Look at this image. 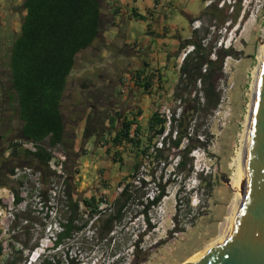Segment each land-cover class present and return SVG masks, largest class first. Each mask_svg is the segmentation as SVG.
<instances>
[{"label":"trees","instance_id":"obj_1","mask_svg":"<svg viewBox=\"0 0 264 264\" xmlns=\"http://www.w3.org/2000/svg\"><path fill=\"white\" fill-rule=\"evenodd\" d=\"M224 3V0L213 1L198 17L191 18L190 23L206 17L208 26L192 31L188 39L179 41V51L189 46L192 49L181 61L178 81L172 94L173 100L179 102L180 113L176 116L173 111L166 131V119L159 116L157 106L152 108L147 125L142 127L137 121L142 110L121 114L117 112L118 107L113 102L121 94L119 87L127 80L133 82L134 88L152 97L154 80L157 78V72L148 71V65L144 61L141 66L127 72L126 63L125 68L118 64V59L136 57L132 46L126 43L125 30L120 29L119 23L115 21L118 10H114L107 18L102 0H23L21 8L25 14L21 19L19 32L8 42V47L0 45V81L4 82L3 78L5 79L3 86L0 83V95L4 87L8 100L5 108L8 107L13 119L20 123L16 138L4 150L7 156H0V187L9 188L16 195V203L20 202L17 189L10 184L11 177L16 168L28 167L41 173L44 195L54 179V172L48 166L50 150L57 147L62 149L65 156V204L68 211L65 223L60 224L62 230L56 234L55 246L82 232L85 227L98 231L99 215L104 210L99 209V204L107 206L106 200L98 198L96 194L83 198L76 192L73 177L78 173L79 154L75 151L73 123L83 121L82 139L93 137L99 148L108 146L106 152L110 154L114 164L122 161L119 149L132 152L144 162L151 157V150L157 161L165 159L163 152L167 151L177 160V170L182 171L188 166V172H191L187 158L199 148L192 145L196 120L202 112L213 111L219 105L221 91L218 83L222 78L224 59L232 56L228 48L216 49L215 46L219 38L218 32L225 29L227 23L236 24L240 15L238 10L228 15L229 6ZM133 17L137 21L145 20V16L138 13H134ZM114 28L118 30L107 42L103 33ZM83 52L92 53L96 58L93 60H100V63L105 60L102 56L105 52L107 58L103 62L108 66H103L105 63L98 64L76 80L74 91L77 100L74 104L79 108L77 112L70 111L66 117L64 100L68 81L74 77L78 55ZM156 87V93L165 92L160 81ZM117 121L120 122L118 128L115 127ZM164 133L166 134L162 137ZM160 137L161 147L158 148L152 141ZM143 138L148 142L147 145L143 143ZM184 141L186 146L182 147ZM22 142L35 145V151L23 149ZM167 143L170 145L162 149ZM138 166L133 167L134 173ZM131 177L134 178L135 175ZM139 183L145 185L143 179H139ZM122 185L124 187L118 197L105 209L113 210L103 227H100L106 236L112 232L116 223L122 221L123 211L136 191L133 183L120 182L117 188ZM162 196L161 189L153 201L146 198L143 214L146 215L154 208ZM45 201L47 202V198ZM84 215L89 225L88 222L78 224ZM146 221L148 222V218ZM1 250L0 246V252Z\"/></svg>","mask_w":264,"mask_h":264},{"label":"rangeland","instance_id":"obj_2","mask_svg":"<svg viewBox=\"0 0 264 264\" xmlns=\"http://www.w3.org/2000/svg\"><path fill=\"white\" fill-rule=\"evenodd\" d=\"M183 1L186 8L184 12L196 15L201 6L200 0ZM213 1L216 0L203 1V9ZM224 2L225 6H229L228 15L234 14L237 10L240 15L236 24L227 23L225 29L218 32L216 49L228 48L232 56L224 59L222 78L218 83V89L221 91L219 105L213 111L202 112L196 120L192 145H197L199 148L188 155L187 161L191 165V172H188V166L182 171L177 170L176 160L171 152L167 151L163 152L165 159L160 158L157 161L151 150V157L144 162L137 159L132 152L128 153L125 149H119L122 161L114 164L112 157L106 152L108 146L99 148L95 145L93 137L82 139L84 122L73 123L76 135L75 151L79 154L78 173L73 177L76 192L83 198L96 194L98 198L106 200L107 206L102 207L103 213L99 215L98 231L85 227L82 232L64 240L61 245L51 248L48 253L55 255L60 264H71V262L73 264H181L198 255L207 244L218 237L220 226L234 193L229 186L234 173V167L230 164L240 148L241 136L245 128L244 122L251 109L254 93L252 84L255 82L254 73L259 65V50L264 34V0H224ZM181 13L179 10H171L169 24L185 37L189 32L190 23ZM198 21L199 29L202 26H208L206 17ZM144 32V28H136L130 36L143 45L146 41H150ZM190 32H192L191 29ZM127 33H125L126 37ZM191 49L189 46L175 52L177 68L169 70L170 82L163 86L166 93L161 92L162 94L156 101H151V108L157 106L159 109L163 106L171 112L180 111L179 102L173 100L172 94L178 81V69L183 55ZM106 58L105 53V60L100 63V60L98 62L93 60L96 58L90 52L78 55L73 72L74 77L69 79L65 93L66 117L69 116L70 111L77 112L79 108L74 104L77 100L76 91H74L76 80L81 78L85 71H91L98 64H104ZM118 61V64L125 68L126 61L123 59H118ZM103 66H108V64L105 63ZM125 71L127 72L128 68H125ZM3 81L5 83L4 78ZM128 83L129 81L123 84L125 92H130L131 87ZM153 89L154 94L151 96L157 97V87L154 86ZM137 90L132 87V91L136 92V98H139ZM128 94L132 95L131 92ZM142 102L145 103L146 100L142 99ZM124 106H128L126 101ZM129 107L131 108V104ZM144 113L143 122L146 116L148 118L151 115V111L145 107ZM75 118L74 122L77 120ZM14 121L17 129L20 123L17 119ZM115 127L118 128L117 125ZM166 131H168V126ZM162 137L152 141L158 148L161 147ZM143 140V143L147 145L145 138ZM169 145L167 143L166 146H162V149ZM181 146H186V142H182ZM55 151L63 153L60 147H57ZM100 156H103L105 162L104 165L99 164L100 173H97L96 163H99ZM136 165L139 166L134 173L133 167ZM201 170L203 172L199 173L198 171ZM133 174L134 178L131 177ZM138 178L143 179L145 185L140 183L135 188L133 199L123 211L122 221L116 223L112 232L106 236L100 227H103L104 222L113 213V210L105 211V209L118 197V183H132ZM10 184L13 188L20 189L16 180ZM192 187L196 190L195 194L188 193ZM161 189L163 196L158 202V207L151 208L144 215L143 206H145L146 197L156 195ZM28 192L31 194L30 190ZM29 199L27 209L17 218L10 238L14 249L17 248L15 251H18L20 247L23 249L20 252L22 253L19 257L21 259L25 255L29 256L30 252L40 245H49L50 236L56 237L57 234L52 220L49 219L50 208L44 202L45 199L34 202L32 195H29ZM55 203L59 218L61 222H64L67 212L59 200ZM84 222H88L86 216H83L78 224L81 225ZM87 224L89 225V222ZM8 246L9 244L5 245L6 250ZM20 264H28V259Z\"/></svg>","mask_w":264,"mask_h":264},{"label":"crops","instance_id":"obj_3","mask_svg":"<svg viewBox=\"0 0 264 264\" xmlns=\"http://www.w3.org/2000/svg\"><path fill=\"white\" fill-rule=\"evenodd\" d=\"M102 1L104 4V10L105 12H107L106 17L109 18L110 14L113 13L114 10H118V14L116 16L115 21L119 23L118 27H120V29H124L125 33L128 32V36L126 37V43L132 46L133 54L136 55V57L133 56L132 58L125 60L126 66H128V70H134L135 68L141 66L142 61H144L148 65V71L157 72V78H155L154 80V86H157L159 81L161 82L162 86L168 85V83L170 82V77L168 75L169 70L177 68V66H175V52L178 50L179 41L189 38V35L191 33L190 26H188L189 32L187 36L183 37L179 34L177 29H175L173 26H171V24H169L171 18L170 11H181V14L186 17L188 23H190V19L195 18L202 11L203 0H200L201 6L198 8L196 15H192L187 11L184 12L186 8L184 6L183 0ZM22 2L23 0H0L1 47L7 46L11 36L15 37L16 34L19 32L21 19L25 14L21 8ZM134 13H138L145 16V20H135L133 17ZM136 28H144V33L146 36H148V38H150V41H146L143 45H141V43L134 40L130 36V34H132L133 30H135ZM117 30V28H114L112 31H107L103 33V36L107 39V42L111 40ZM102 56L105 57V52L102 53ZM158 77L160 79L159 81ZM127 82L128 81H126V83ZM128 84H130L128 86L131 87V96L130 94H128L130 92L124 91L123 86L119 88V90L121 91V94L119 96L120 100L122 101L123 105L125 101L126 103H128V106H126L125 114L135 113L139 110H142V114L137 118V121L142 127H145L150 116L148 114L149 116L148 118L146 116L145 122L142 121L145 116V107H147L151 111L153 108H151L150 106L151 101H156L162 93H156L157 97L151 98L149 95H145L140 89H138L137 93L140 97L136 98V92L132 91V87H134L133 82H129ZM142 99L146 100V102L143 103ZM129 104H131V108L129 107ZM117 112H119V108L117 109ZM119 123L120 122L117 121L116 125H119ZM98 162V164L104 165L105 160L103 156H100ZM99 167L101 166H96V169L99 170Z\"/></svg>","mask_w":264,"mask_h":264},{"label":"water","instance_id":"obj_4","mask_svg":"<svg viewBox=\"0 0 264 264\" xmlns=\"http://www.w3.org/2000/svg\"><path fill=\"white\" fill-rule=\"evenodd\" d=\"M239 189L244 201L226 241L200 260L181 264H264V56Z\"/></svg>","mask_w":264,"mask_h":264},{"label":"built area","instance_id":"obj_5","mask_svg":"<svg viewBox=\"0 0 264 264\" xmlns=\"http://www.w3.org/2000/svg\"><path fill=\"white\" fill-rule=\"evenodd\" d=\"M200 23L198 20H195L190 23V29L192 31L199 29ZM185 55H183L184 57ZM180 110V109H179ZM156 111L158 112L159 116L166 119V127H169L170 119L172 117L173 111L171 112L169 109H166L165 107L161 106L159 109L156 108ZM180 113L178 111L175 113L177 116ZM162 139V138H161ZM22 148L25 150H29L31 152L35 151V145L29 142H22ZM56 149L50 150L51 153V159L48 163L49 169L54 172V179L52 181V184L50 185V188L46 191V193L43 195V184H42V176L40 172L34 171L32 168L23 167V168H16L13 172V175L11 177L12 181H17L20 185V189L18 191V196L20 198V202L16 203V195L13 191L9 189H0V246L2 248L0 255L6 256L11 252V249L8 248V250L5 249V245L12 243L11 241V233L14 232V224L16 222V215L21 214L22 212H25L27 209V206L29 204V195H32V199L34 202H40L42 198L46 200V205H49V219L52 220L54 224V229L57 233H59L61 228V222L58 210L56 208V200H59L62 204L63 209L67 212L68 207L66 206V192H65V186H64V180L66 178L63 164L65 162V156L61 152H56ZM135 187H137L139 183V179H136L132 182ZM121 187L117 188V193L122 191ZM31 191L30 192L28 191ZM59 203V202H58ZM105 204L100 203L99 209H102ZM80 209L83 211V206L80 207ZM86 216V215H84ZM51 239H48L50 242L49 245L46 246H39L36 248V250H33L30 252V255L28 256V264H41V259H43V255L48 253L47 248H53L55 247V239L53 235L50 236ZM17 248L14 249L13 246V252H21L23 249L20 247L18 251Z\"/></svg>","mask_w":264,"mask_h":264},{"label":"bare ground","instance_id":"obj_6","mask_svg":"<svg viewBox=\"0 0 264 264\" xmlns=\"http://www.w3.org/2000/svg\"><path fill=\"white\" fill-rule=\"evenodd\" d=\"M260 54H259V65L255 70V82H253V99L251 102V109L249 112V115L246 117V120L244 122V131L241 136V145L240 148L236 152V157L233 159V162L230 164L231 167H234V173L232 175V178L229 182L230 188L234 191L233 197L228 205L227 209V214L224 217L222 224L220 226V231L219 235L216 238V240L210 242L207 244L203 250L196 256H194L191 260L189 261H195V260H200L203 258L206 254L210 253L211 249H215L221 244H223L228 236L232 220L234 216L237 214V212L240 210L242 207L244 198L242 197L239 189V184L242 180L243 176V158L246 153L247 145H248V140H249V135H250V129H251V120H252V113H253V108H254V102H255V95H256V88L258 84V79H259V72H260V67L262 63V59L264 56V34L262 37V44L260 47Z\"/></svg>","mask_w":264,"mask_h":264},{"label":"flooded vegetation","instance_id":"obj_7","mask_svg":"<svg viewBox=\"0 0 264 264\" xmlns=\"http://www.w3.org/2000/svg\"><path fill=\"white\" fill-rule=\"evenodd\" d=\"M1 86H3L4 82H1ZM6 93L4 87L2 88V95H0V156L5 158L4 150L8 147V144L11 143L17 136L18 130L14 126V119L12 117V111L8 107L5 108L8 100L6 99ZM115 103V107L119 108V113L125 114L126 106L123 105L120 98H116L113 100ZM16 131V133H15ZM110 164V163H109ZM99 165L96 163V166ZM99 173V170L96 171ZM13 244L9 243L8 248L11 249V252L6 256L0 255V264H20L25 263L28 259V256L25 255L22 259L19 258L22 256L20 252H13ZM48 252L51 248H47ZM41 264H60L57 257L52 256L49 253L43 255V259H41ZM73 264V262H71Z\"/></svg>","mask_w":264,"mask_h":264},{"label":"clouds","instance_id":"obj_8","mask_svg":"<svg viewBox=\"0 0 264 264\" xmlns=\"http://www.w3.org/2000/svg\"><path fill=\"white\" fill-rule=\"evenodd\" d=\"M176 165H177V160L175 161V167H176ZM197 171V170H196ZM199 173H202L203 172V170H201V171H198ZM0 189H9V188H7V187H0ZM10 190V189H9ZM195 190V188L194 187H192V189L191 190H188V193H191V192H193L192 194H195L196 193V190ZM155 197V194H153L152 196H147L146 198L149 200V201H153V198ZM158 205H159V203H157L155 206H154V208L156 207H158ZM153 208V209H154ZM20 215V214H19ZM19 215H16V220H17V217H19ZM48 251V250H47Z\"/></svg>","mask_w":264,"mask_h":264}]
</instances>
